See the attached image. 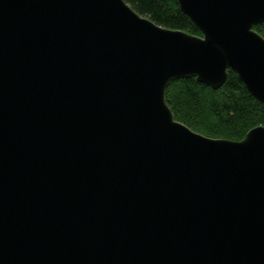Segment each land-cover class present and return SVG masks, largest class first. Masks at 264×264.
<instances>
[{
    "label": "water",
    "instance_id": "obj_1",
    "mask_svg": "<svg viewBox=\"0 0 264 264\" xmlns=\"http://www.w3.org/2000/svg\"><path fill=\"white\" fill-rule=\"evenodd\" d=\"M0 0V264H264V126L178 121L171 82L264 103V0Z\"/></svg>",
    "mask_w": 264,
    "mask_h": 264
},
{
    "label": "trees",
    "instance_id": "obj_2",
    "mask_svg": "<svg viewBox=\"0 0 264 264\" xmlns=\"http://www.w3.org/2000/svg\"><path fill=\"white\" fill-rule=\"evenodd\" d=\"M126 1L163 27L202 35L178 0ZM255 29L264 36V23ZM166 100L178 121L212 138L241 141L252 128L264 126V103L246 89L233 70L217 90L196 78L175 80L168 86Z\"/></svg>",
    "mask_w": 264,
    "mask_h": 264
}]
</instances>
